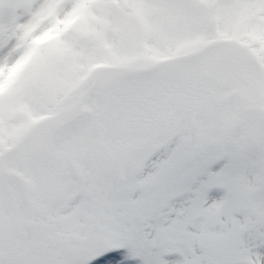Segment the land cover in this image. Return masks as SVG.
I'll return each mask as SVG.
<instances>
[{
  "label": "rangeland",
  "instance_id": "1",
  "mask_svg": "<svg viewBox=\"0 0 264 264\" xmlns=\"http://www.w3.org/2000/svg\"><path fill=\"white\" fill-rule=\"evenodd\" d=\"M74 1L0 0V149L62 110L95 65L144 68L215 39L219 0H84L78 18ZM218 14L219 38L240 40L264 68V0H224ZM132 21L143 22L140 37ZM226 53L142 79L103 72L76 112L0 162V264H88L114 248L135 260L111 242L113 226L145 195L180 189L182 200L188 181L213 168L227 169L249 200L264 201V85L244 55ZM192 97L198 145L186 131ZM217 190L221 202L231 199V190Z\"/></svg>",
  "mask_w": 264,
  "mask_h": 264
},
{
  "label": "snow or ice",
  "instance_id": "2",
  "mask_svg": "<svg viewBox=\"0 0 264 264\" xmlns=\"http://www.w3.org/2000/svg\"><path fill=\"white\" fill-rule=\"evenodd\" d=\"M220 187L232 191L226 203ZM177 191L145 195L113 226L111 242L137 257L122 264H264V201L249 200L227 169L189 180L180 201ZM121 260L109 255L98 264Z\"/></svg>",
  "mask_w": 264,
  "mask_h": 264
},
{
  "label": "bare ground",
  "instance_id": "3",
  "mask_svg": "<svg viewBox=\"0 0 264 264\" xmlns=\"http://www.w3.org/2000/svg\"><path fill=\"white\" fill-rule=\"evenodd\" d=\"M237 49H238L239 51H242V49H240V48H237ZM94 77H95V74H94L90 79H88V80H87V81L81 86V88H80V90L78 91V93L76 94V96H75L72 100H70V101L64 106V109H69V108H71L72 105H74L76 99H77L80 95H82V94H83V93L89 88V86L91 85V83H92ZM188 118H189V115H188Z\"/></svg>",
  "mask_w": 264,
  "mask_h": 264
},
{
  "label": "water",
  "instance_id": "4",
  "mask_svg": "<svg viewBox=\"0 0 264 264\" xmlns=\"http://www.w3.org/2000/svg\"><path fill=\"white\" fill-rule=\"evenodd\" d=\"M212 47H213V46H212ZM186 58L189 59V58H191V56H187Z\"/></svg>",
  "mask_w": 264,
  "mask_h": 264
}]
</instances>
